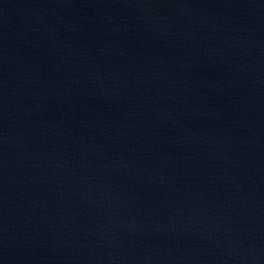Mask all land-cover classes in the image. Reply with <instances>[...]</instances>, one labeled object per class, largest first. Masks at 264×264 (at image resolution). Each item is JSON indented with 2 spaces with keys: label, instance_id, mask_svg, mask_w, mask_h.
Returning <instances> with one entry per match:
<instances>
[{
  "label": "water",
  "instance_id": "95a60500",
  "mask_svg": "<svg viewBox=\"0 0 264 264\" xmlns=\"http://www.w3.org/2000/svg\"><path fill=\"white\" fill-rule=\"evenodd\" d=\"M0 264H264V0H0Z\"/></svg>",
  "mask_w": 264,
  "mask_h": 264
}]
</instances>
